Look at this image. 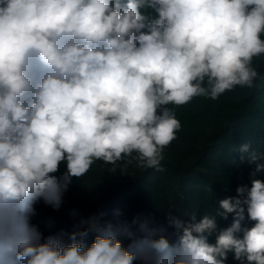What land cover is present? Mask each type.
<instances>
[{
    "label": "clouds",
    "instance_id": "9594fccd",
    "mask_svg": "<svg viewBox=\"0 0 264 264\" xmlns=\"http://www.w3.org/2000/svg\"><path fill=\"white\" fill-rule=\"evenodd\" d=\"M262 37L264 0H0V264H264V154L251 143L234 149L255 164L251 186L218 202L227 228L169 215L170 241L151 217L93 215L46 237L32 223L98 160L161 171L182 127L169 105L252 88Z\"/></svg>",
    "mask_w": 264,
    "mask_h": 264
},
{
    "label": "trees",
    "instance_id": "16d2710c",
    "mask_svg": "<svg viewBox=\"0 0 264 264\" xmlns=\"http://www.w3.org/2000/svg\"><path fill=\"white\" fill-rule=\"evenodd\" d=\"M252 64L260 73L252 88L237 86L215 100L196 97L183 106L169 105L182 127L177 139L164 149L161 171L141 169L132 157H125L116 165L109 164L117 169L111 172L107 167H96L103 162L98 160L80 180L73 178L59 210L39 202L32 223L46 237L71 233L81 218L93 215L129 223L151 217L165 229L163 234L170 241L175 236L168 224L169 215L188 220L183 214L195 213L199 221L208 214L217 217L218 230L231 226L234 214H228L227 220L218 217V202L235 196L240 185L250 187V173L255 169V164L241 160L234 149L251 143L264 154V55L254 57ZM259 163L264 164V158ZM255 178L264 180V171ZM73 210L75 218L70 215ZM50 221L52 226L48 227ZM251 223L247 219L243 222L248 227ZM94 236L90 233L84 243L90 245ZM121 239L127 247L130 241ZM209 241L214 242V236ZM226 264L238 262L230 253Z\"/></svg>",
    "mask_w": 264,
    "mask_h": 264
},
{
    "label": "rangeland",
    "instance_id": "374dc122",
    "mask_svg": "<svg viewBox=\"0 0 264 264\" xmlns=\"http://www.w3.org/2000/svg\"><path fill=\"white\" fill-rule=\"evenodd\" d=\"M96 167L101 168L102 170L107 167L109 171L111 170V167L109 166V164H106L104 162L96 163ZM64 171H65V167L62 165L60 169V173H58L57 175L62 174Z\"/></svg>",
    "mask_w": 264,
    "mask_h": 264
}]
</instances>
